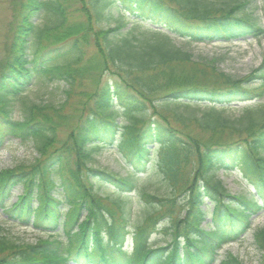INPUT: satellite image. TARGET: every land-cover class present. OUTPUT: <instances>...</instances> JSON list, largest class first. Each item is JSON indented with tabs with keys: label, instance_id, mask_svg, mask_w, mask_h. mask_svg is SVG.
<instances>
[{
	"label": "trees",
	"instance_id": "1",
	"mask_svg": "<svg viewBox=\"0 0 264 264\" xmlns=\"http://www.w3.org/2000/svg\"><path fill=\"white\" fill-rule=\"evenodd\" d=\"M224 1L8 0L0 150L18 141L36 158L0 170V214L47 238L17 244L0 227V264H215L243 238L264 212V58L237 80L172 42L264 39L249 1ZM37 83L61 84L58 103L31 101ZM233 104L250 106L230 119ZM110 147L127 176L92 165ZM153 168L165 194L140 191L146 214L131 227L133 180ZM219 171L239 173L247 194L230 195ZM155 234L164 247L148 243ZM253 243L264 264V228Z\"/></svg>",
	"mask_w": 264,
	"mask_h": 264
},
{
	"label": "rangeland",
	"instance_id": "2",
	"mask_svg": "<svg viewBox=\"0 0 264 264\" xmlns=\"http://www.w3.org/2000/svg\"><path fill=\"white\" fill-rule=\"evenodd\" d=\"M245 1L250 2L245 10L248 11L251 16L264 20V14H262L258 8L254 7V2L259 3L260 0ZM7 2L8 0H0V43L5 35V25L10 18V11L8 10ZM172 42L177 47L190 52L193 55L194 60H199V58L204 60H217V68L237 80H241L249 76L252 71L260 65L262 59L264 58V40L245 39L230 43H190L189 41L172 38ZM252 87L255 88L254 85ZM61 91V84L45 85L37 83L27 92V97L36 104L58 103ZM258 104L262 108L264 107V97L258 102ZM247 106L249 105L237 104L224 107L223 114L230 119H235L240 116L244 108ZM207 109L208 108L205 105H196L192 107L191 110L198 115L201 111H206ZM177 111L184 113V109L181 107ZM119 121L123 122V124H128V120L126 118L119 117ZM35 158L36 154L29 145L20 144L16 141L7 142L0 150V170L12 168L21 164L29 165L33 163ZM92 165L99 169H105L121 177L127 176L129 172L127 164L122 160L115 148L103 150L100 154L94 157ZM156 175V169L153 168L149 169V172L146 175L138 176L137 179L133 180L135 192L132 194L131 200V227L139 223L146 214L145 209L137 200V194L140 191H145L158 196H163L165 194ZM216 175L218 178L223 180L225 188L230 195L238 196L246 194V185L237 172L226 174L220 171L217 172ZM17 194H20V191H16L14 193L9 203L15 201V196ZM251 222V229L245 234L241 241L227 245L220 250V259H223L227 253H230L232 256L237 257L243 264H261V254L255 248L252 236L254 230L264 228V213H260L252 218ZM164 224L165 222L161 223L162 226L160 229L164 227ZM0 227L2 228L3 236L8 238L9 241L17 244H32L37 240L46 238L31 228H23L6 222L1 214ZM168 239L169 238L164 234L154 235L150 239V244L152 246L163 247ZM125 249L130 252V240L126 242Z\"/></svg>",
	"mask_w": 264,
	"mask_h": 264
}]
</instances>
